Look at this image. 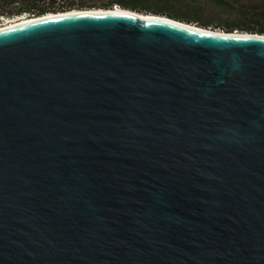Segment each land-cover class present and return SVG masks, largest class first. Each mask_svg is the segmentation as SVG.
<instances>
[{
  "label": "water",
  "instance_id": "water-1",
  "mask_svg": "<svg viewBox=\"0 0 264 264\" xmlns=\"http://www.w3.org/2000/svg\"><path fill=\"white\" fill-rule=\"evenodd\" d=\"M0 264H264V34L119 5L0 28Z\"/></svg>",
  "mask_w": 264,
  "mask_h": 264
},
{
  "label": "trees",
  "instance_id": "trees-1",
  "mask_svg": "<svg viewBox=\"0 0 264 264\" xmlns=\"http://www.w3.org/2000/svg\"><path fill=\"white\" fill-rule=\"evenodd\" d=\"M218 3L222 0H212ZM178 2L181 5L187 4L186 0H116L119 6L130 8L139 12L154 13L166 15L185 22H192L190 15H181L174 11L173 4ZM47 3V5H45ZM114 3L105 4L103 8L113 7ZM86 6L78 0H0V17H12L28 14L29 17L44 15L47 13L63 12L73 9H84ZM238 19L248 18L254 20L255 25L249 24V21L238 20L236 23L226 25L225 31H247L252 33L264 34V2L252 10L246 12L241 10L237 13ZM248 22V23H247ZM252 22V21H251ZM207 27L208 22L200 23Z\"/></svg>",
  "mask_w": 264,
  "mask_h": 264
},
{
  "label": "rangeland",
  "instance_id": "rangeland-1",
  "mask_svg": "<svg viewBox=\"0 0 264 264\" xmlns=\"http://www.w3.org/2000/svg\"><path fill=\"white\" fill-rule=\"evenodd\" d=\"M86 6H91L87 8H102L103 5L114 3L113 6H118L115 3L116 0H78ZM174 1V0H173ZM176 1V0H175ZM187 4L181 5L178 2L173 4V10L178 11L181 15H190L192 22L198 25L200 23L208 22L209 28L225 31L226 25L231 23H236L238 20L249 21L248 18L238 19L237 13L241 10L250 11L254 7L261 5L264 0H222L218 3L212 0H186ZM47 5V3L45 4ZM130 9V8H129ZM148 14L145 11L141 12ZM29 18L28 14H23L19 16L12 17H0V26L16 22L19 19ZM252 21V22H251ZM248 23V22H247ZM251 25H257L254 20L249 21ZM202 26V25H201ZM205 27V26H204Z\"/></svg>",
  "mask_w": 264,
  "mask_h": 264
},
{
  "label": "bare ground",
  "instance_id": "bare-ground-1",
  "mask_svg": "<svg viewBox=\"0 0 264 264\" xmlns=\"http://www.w3.org/2000/svg\"><path fill=\"white\" fill-rule=\"evenodd\" d=\"M24 19H27V18H24ZM24 19H19V20L16 21V22H12V23H10V24L4 25V26H0V28L6 27V26H9V25H13V24L18 23V22H20V21H23Z\"/></svg>",
  "mask_w": 264,
  "mask_h": 264
}]
</instances>
